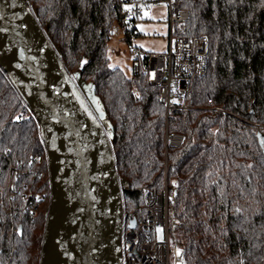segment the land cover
<instances>
[{
  "label": "trees",
  "instance_id": "obj_1",
  "mask_svg": "<svg viewBox=\"0 0 264 264\" xmlns=\"http://www.w3.org/2000/svg\"><path fill=\"white\" fill-rule=\"evenodd\" d=\"M177 1L189 13L178 32L205 36L208 61L190 80L187 108L167 119L156 87L109 66L120 0L28 3L105 112L126 214L137 220L143 193L174 180L185 264H264V0ZM138 35L133 24L123 40L131 48ZM22 111L0 69V264H38L49 197L46 164L33 160L43 152L39 131L33 119H18ZM173 133L184 141L166 150L165 134ZM35 196L42 200L32 215Z\"/></svg>",
  "mask_w": 264,
  "mask_h": 264
},
{
  "label": "water",
  "instance_id": "obj_2",
  "mask_svg": "<svg viewBox=\"0 0 264 264\" xmlns=\"http://www.w3.org/2000/svg\"><path fill=\"white\" fill-rule=\"evenodd\" d=\"M0 69L31 110L45 149L49 197L38 264H122L124 199L112 128L28 0H0Z\"/></svg>",
  "mask_w": 264,
  "mask_h": 264
},
{
  "label": "built area",
  "instance_id": "obj_3",
  "mask_svg": "<svg viewBox=\"0 0 264 264\" xmlns=\"http://www.w3.org/2000/svg\"><path fill=\"white\" fill-rule=\"evenodd\" d=\"M160 0H120L122 16L120 29L127 31L142 16L143 7ZM167 8V48L164 52H144L140 48L131 47V75L135 81L142 77L146 84L156 87L158 101L165 108L167 119L172 109L184 110L185 96L192 77H202L207 68L208 41L205 36L191 37L178 32V27L189 21V13L177 0H161ZM133 94L138 95L134 87ZM22 113L20 121L33 119L38 124L29 107L18 97ZM211 102V100H209ZM184 141L181 134H165V149L177 148ZM33 157L34 162H45V149ZM39 175V173H36ZM17 178V177H16ZM177 185L173 180L170 186L165 182L161 191L147 190L143 193V203L136 220L127 215L124 209L121 230V263L122 264H185L183 250L179 247L173 215V202ZM42 198L34 197L36 206L31 211L34 215ZM135 226L131 228V220Z\"/></svg>",
  "mask_w": 264,
  "mask_h": 264
},
{
  "label": "rangeland",
  "instance_id": "obj_4",
  "mask_svg": "<svg viewBox=\"0 0 264 264\" xmlns=\"http://www.w3.org/2000/svg\"><path fill=\"white\" fill-rule=\"evenodd\" d=\"M166 17L167 8L163 1L144 6L142 16L134 23V27L140 35L133 38L132 46L140 48L144 52H164L167 48L169 34ZM106 54L110 67L118 68L126 77L131 75L130 47L123 40V32L118 27L112 30V35L106 45Z\"/></svg>",
  "mask_w": 264,
  "mask_h": 264
},
{
  "label": "crops",
  "instance_id": "obj_5",
  "mask_svg": "<svg viewBox=\"0 0 264 264\" xmlns=\"http://www.w3.org/2000/svg\"><path fill=\"white\" fill-rule=\"evenodd\" d=\"M149 5H152V4H148V6H149ZM146 6H147V5H146ZM165 20H167V17H166V19H165ZM166 22H167V21H166ZM134 23H135V22H134ZM166 24H167V23H166ZM167 27H168V26H167Z\"/></svg>",
  "mask_w": 264,
  "mask_h": 264
}]
</instances>
